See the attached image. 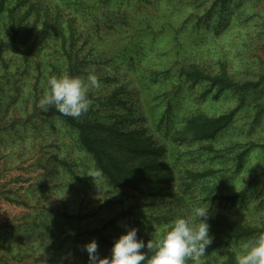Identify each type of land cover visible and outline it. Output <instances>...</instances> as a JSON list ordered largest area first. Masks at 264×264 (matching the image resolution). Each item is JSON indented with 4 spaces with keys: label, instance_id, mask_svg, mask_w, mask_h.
<instances>
[{
    "label": "rangeland",
    "instance_id": "1",
    "mask_svg": "<svg viewBox=\"0 0 264 264\" xmlns=\"http://www.w3.org/2000/svg\"><path fill=\"white\" fill-rule=\"evenodd\" d=\"M41 1L50 5L53 0ZM18 2L5 0V7L16 6L20 15L30 5ZM32 2L36 5L39 0ZM109 4L121 8L117 5L115 13L98 14L82 24L90 42L81 39L77 46L83 67L74 76L86 80L94 73L99 81V87L87 93L92 101L88 110L106 122L125 116L140 136L165 145V158L175 171V199L194 222L199 220L194 210L211 202L209 212L263 225L264 0ZM78 10L82 23L87 13ZM2 16L0 264H91L84 245L93 239L102 259L111 256L115 240L130 227L138 228L145 245L162 235L168 226L163 221L169 219L164 216H174L179 205L162 198L154 203L159 197L147 198L108 182L92 156L81 149L76 127L39 107L50 91L51 76H71L68 57L60 51L50 59L47 44L41 43L39 52L24 61L6 33L8 18ZM31 17L35 18L34 10ZM40 30L41 24L34 32ZM54 61L59 65L53 67ZM219 62H226L236 79L258 85L241 93L176 82L182 67L199 63L218 69ZM144 78L155 84L140 88ZM119 84L125 90L115 98H124L125 104L100 110L94 100L110 96ZM235 109L231 125L213 139L180 142L172 137L196 112L218 115ZM209 169L215 172L194 175ZM252 236L206 251L196 264H236L240 243ZM140 251L147 255L150 250L145 246ZM188 264L194 262L189 259Z\"/></svg>",
    "mask_w": 264,
    "mask_h": 264
},
{
    "label": "trees",
    "instance_id": "2",
    "mask_svg": "<svg viewBox=\"0 0 264 264\" xmlns=\"http://www.w3.org/2000/svg\"><path fill=\"white\" fill-rule=\"evenodd\" d=\"M18 1L19 5L27 2L30 5L20 15L17 13L16 6L6 8L5 0H0V19H4L2 14L5 13V17L8 18L5 24L6 33L11 38L13 48L20 52L24 61L28 62L35 53L39 52V45L46 43L45 51L50 59L54 58V55L60 51L68 57L71 76L82 71L83 61L78 60L77 48L80 40H84L83 43L90 42L89 37L85 36L86 33L82 24L87 25V21L92 20L98 14L110 15L115 13L120 7L119 4H115L111 8L109 2L113 0H58L61 1L60 3L53 0L50 5L41 0L36 5L35 2L31 3V0ZM78 8L87 13L86 16L82 17L84 18L82 23H78L77 14L80 12ZM32 10H34L35 18L31 17L32 20H30L28 17ZM8 23H10V27L7 26ZM40 24V32L35 33V27ZM75 60L77 61L75 62ZM55 61L59 60L56 59ZM55 61L53 67L59 65V62L57 65ZM146 79L144 78L140 82V88L145 89V87L148 88L155 84V80ZM176 80L179 86L188 81L203 83L210 89L232 90L241 93L258 85L254 80L236 79L231 74L226 62H219L218 69L208 67L205 64L192 63L188 67L180 69V74ZM124 87V84H119L117 90L114 89L115 91L110 96L105 95L94 100L95 105L99 106L100 110L110 109L112 111L120 102L125 104L124 98H115L125 90ZM48 110L56 116L65 118L70 125L76 127L79 132L81 149L92 156L96 169L106 177L111 185L123 190L128 189L134 194L147 198L159 197L153 201L154 203L161 202L162 198L165 199L162 200L164 203L172 200L180 206L175 205L174 216H164L169 218L166 222L163 221L164 226L166 223L168 225L166 230L171 228L177 217L189 218L186 208L175 199V171L165 158V145L153 142L148 136L146 138L140 136L138 131L127 123L125 116L118 117L115 114L114 120L106 122L96 116L97 112L92 108L83 112L79 117L63 115L55 106H48ZM236 112V109L218 115H210L202 111L196 112L186 120L187 122L183 127L175 130L172 137L180 142L213 139L231 125ZM208 149H212V147L210 146ZM242 157L243 155L240 154V161ZM207 171L191 174L206 177L215 172L210 169ZM209 223L210 235L213 236V240L206 247V251L230 246L240 239L264 232V224L259 226L235 220L224 212H209ZM154 251L155 249L150 250L147 255L150 256ZM230 256L232 259L234 258L232 252H230Z\"/></svg>",
    "mask_w": 264,
    "mask_h": 264
},
{
    "label": "clouds",
    "instance_id": "3",
    "mask_svg": "<svg viewBox=\"0 0 264 264\" xmlns=\"http://www.w3.org/2000/svg\"><path fill=\"white\" fill-rule=\"evenodd\" d=\"M47 83L50 91L40 100L39 107L47 111L48 106H55L63 115L72 117H79L88 110L92 101L87 93L90 88L99 87L94 73H89L86 80L67 74L51 76ZM210 208L211 202L207 207L194 210V215L199 217L198 223L192 218L177 217L170 229L148 240L147 245L143 238H138V228L130 227L115 240L110 257L98 259L96 239L87 242L84 248L91 264H188L189 259L196 264L206 256V247L213 240L210 235ZM145 246L155 251L148 256L140 251ZM235 259L236 264H264V232L242 241Z\"/></svg>",
    "mask_w": 264,
    "mask_h": 264
}]
</instances>
